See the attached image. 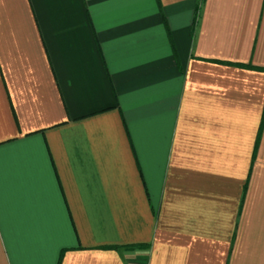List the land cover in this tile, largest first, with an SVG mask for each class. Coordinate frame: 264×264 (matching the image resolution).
Here are the masks:
<instances>
[{"label":"crops","instance_id":"crops-1","mask_svg":"<svg viewBox=\"0 0 264 264\" xmlns=\"http://www.w3.org/2000/svg\"><path fill=\"white\" fill-rule=\"evenodd\" d=\"M59 260L264 264V0H0V264Z\"/></svg>","mask_w":264,"mask_h":264},{"label":"trees","instance_id":"trees-1","mask_svg":"<svg viewBox=\"0 0 264 264\" xmlns=\"http://www.w3.org/2000/svg\"><path fill=\"white\" fill-rule=\"evenodd\" d=\"M130 248H136V247L134 246V247H130ZM60 260H61V258H60ZM60 260H59L58 264H60Z\"/></svg>","mask_w":264,"mask_h":264}]
</instances>
